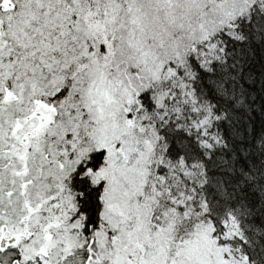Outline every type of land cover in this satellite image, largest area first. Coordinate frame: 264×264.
Wrapping results in <instances>:
<instances>
[{
    "label": "snow or ice",
    "instance_id": "snow-or-ice-1",
    "mask_svg": "<svg viewBox=\"0 0 264 264\" xmlns=\"http://www.w3.org/2000/svg\"><path fill=\"white\" fill-rule=\"evenodd\" d=\"M182 3L0 0V264H264V0Z\"/></svg>",
    "mask_w": 264,
    "mask_h": 264
},
{
    "label": "rangeland",
    "instance_id": "rangeland-1",
    "mask_svg": "<svg viewBox=\"0 0 264 264\" xmlns=\"http://www.w3.org/2000/svg\"><path fill=\"white\" fill-rule=\"evenodd\" d=\"M180 11L176 12L174 15L169 14L165 17V23L167 25V30L161 26V32H163L165 38L171 39L173 33H178L177 37L172 40L173 46L179 45L183 46L190 39L196 38L194 33L190 31L189 21L197 15L200 10V0H183V3L179 5ZM159 38V36L157 37ZM208 232L205 231V245L206 249L210 251L214 247V242L207 239Z\"/></svg>",
    "mask_w": 264,
    "mask_h": 264
}]
</instances>
